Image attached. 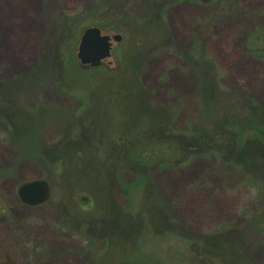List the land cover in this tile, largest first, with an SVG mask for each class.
Instances as JSON below:
<instances>
[{
    "label": "rangeland",
    "instance_id": "obj_1",
    "mask_svg": "<svg viewBox=\"0 0 264 264\" xmlns=\"http://www.w3.org/2000/svg\"><path fill=\"white\" fill-rule=\"evenodd\" d=\"M112 2L146 21L100 0H0V264H264L262 153L225 166L214 143L178 163L168 144L140 160L119 150L132 121L117 100L135 82L176 129L237 123V113L223 115L231 101L242 145L263 147L264 57L248 54L240 36L260 30L252 46L264 51V0H239L233 11L181 0L158 23L145 0ZM126 19L161 29L141 42ZM98 24L122 36L114 62L83 66L80 35ZM192 40L215 63L216 105L195 98L207 65L188 62ZM36 178L50 197L24 205L17 188Z\"/></svg>",
    "mask_w": 264,
    "mask_h": 264
},
{
    "label": "trees",
    "instance_id": "obj_2",
    "mask_svg": "<svg viewBox=\"0 0 264 264\" xmlns=\"http://www.w3.org/2000/svg\"><path fill=\"white\" fill-rule=\"evenodd\" d=\"M179 1L181 0H145L147 11L151 13L149 14L150 15L149 20L151 19V22L158 23L157 21H159L160 18L163 17L165 13V9L168 6L177 3ZM191 1H193L195 4H200V1L202 0H191ZM215 3L217 4L220 3V7H222L223 4L225 7H228V10H232V11L240 6L239 0H210L209 4L214 5ZM100 4L103 6L107 5L109 9L114 10V13L116 14L122 13L123 16H128L129 18H132L134 21L144 20L143 18L137 19V17L131 13L126 14L128 13L126 11L117 12V10H115L116 8L114 7V3L112 2V0H100ZM130 20L126 19V21H123V23H128L133 25V29L131 28V30L133 32H136L135 35L137 38H140L141 42L145 38L146 39L149 38L147 34H145V32L148 31L154 32L161 29L160 25L158 26V24L156 25V27L151 26L149 28H146V26L139 24L137 22L134 23V21H130ZM97 27H99L103 31L110 30L118 33L116 30L117 28L103 29L99 24L97 25ZM120 30L123 31L122 29L118 28V31ZM260 33H261L260 30L249 29L240 36V42L242 40L243 48L248 54L253 56L264 57V55H259V54H264V51L260 46L257 45L252 46L254 44L253 42L259 38L258 36L260 35ZM135 40L137 41V39ZM190 51L193 52V58L188 59L190 65L197 67L199 72H202L201 70L202 68H200V65H207L205 67V73L207 74V77L205 80L203 79L199 81L200 84L198 88L199 99L198 97L195 98L197 100L202 101L206 107L211 104H215V105L218 104L217 103L218 94H221L218 90L221 87L218 84L219 82L217 81V78L210 77L211 73H213L210 72V68L212 69L215 63L209 61L207 54L202 50L200 45L197 44L195 40H192ZM112 60H113V55H112ZM108 67L112 68V65H109ZM125 89L127 90L128 93L126 97H121L119 95L117 100L118 101L121 100V103L127 106L129 112L127 115V120L129 119L130 121H132L131 127L127 129L128 132L126 131L123 132L125 138L121 137V141L123 142V144L119 147V150L126 151L127 155L131 152V150H134V153L137 152V154L139 155L140 160H142V157L148 158L149 156L152 158L153 157L157 158L158 154L162 152L163 148H166V146L169 144L170 150L174 149V151L177 154L174 160H176L179 163L181 161H185L191 158L192 156H194L195 153H198L201 146H202L201 151L210 152L209 149L215 148L214 143L216 145L220 143L221 151L218 150L220 153L218 152L217 153L219 155H222L221 157L225 166L228 163L233 164L234 162H237V166L238 165L241 166L243 163L244 165H247L248 164L247 159L241 158V154L242 155L247 154L249 157L255 158L257 156V150H258L260 153H262L260 155L264 156V145L263 147L262 145L256 146L257 148L253 147L251 154L249 153L251 149L249 145L248 144L242 145L241 133H244L243 130L246 129L241 128V109L238 108V106H236L234 103H231V101L226 102L228 104H225L224 107L225 111L223 112V115H225L226 112L237 113L238 114L236 116L238 117L237 123L229 122V120L224 118V123L218 125L216 124L215 126L213 125L212 122H210V123H201L199 124L198 127H194L190 125L192 124L190 123L191 122L190 121L189 122L190 126L188 125V127H184L183 129H176L170 127L169 114H166V111L164 110L165 107L163 105L161 106L159 104H154L150 102L149 91L143 89L135 82L129 84L128 88L125 87ZM226 92L227 91H225V89L223 88L222 93H226ZM246 102H247V106L250 107V110H252V108L254 107L256 108L258 107V104L255 103L253 100H251V98H249ZM253 128L254 127H252L251 129L253 130ZM115 134L117 136L118 133L116 132ZM127 134L131 135V139L126 137ZM150 136L152 137L150 138ZM127 138L130 140V142ZM171 140L175 141L173 143V146L172 143H170ZM259 141L263 144L262 138H260ZM115 144H118V139L116 140ZM140 144H144L150 148L149 149L145 148L144 150V148L137 147ZM207 145L210 147L209 149L207 148ZM151 146L154 147L151 148ZM142 150H144V153L141 156ZM211 151L215 152V149ZM160 161H165V160H162L161 158ZM261 164H262L261 170L264 173V160L263 163Z\"/></svg>",
    "mask_w": 264,
    "mask_h": 264
},
{
    "label": "water",
    "instance_id": "obj_3",
    "mask_svg": "<svg viewBox=\"0 0 264 264\" xmlns=\"http://www.w3.org/2000/svg\"><path fill=\"white\" fill-rule=\"evenodd\" d=\"M119 33H108L97 26L86 27L79 38L76 57L83 66H97L102 61L111 63V49L121 40ZM21 203L35 207L45 203L50 197L48 182L36 178L21 183L17 188Z\"/></svg>",
    "mask_w": 264,
    "mask_h": 264
}]
</instances>
